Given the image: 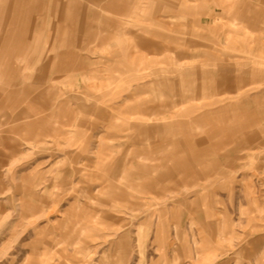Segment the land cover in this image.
Listing matches in <instances>:
<instances>
[{
  "label": "rangeland",
  "instance_id": "rangeland-1",
  "mask_svg": "<svg viewBox=\"0 0 264 264\" xmlns=\"http://www.w3.org/2000/svg\"><path fill=\"white\" fill-rule=\"evenodd\" d=\"M0 264H264V0H0Z\"/></svg>",
  "mask_w": 264,
  "mask_h": 264
},
{
  "label": "crops",
  "instance_id": "crops-1",
  "mask_svg": "<svg viewBox=\"0 0 264 264\" xmlns=\"http://www.w3.org/2000/svg\"><path fill=\"white\" fill-rule=\"evenodd\" d=\"M141 40V39H140ZM147 44L148 45H150V46H152V47H159V44H158V42H154L153 40H149L148 42H147ZM25 68H29V66H27V65H23V69H25ZM22 69V70H23ZM60 69V68H59ZM58 68H57V70H59ZM47 71H46V66H42L41 67V69H40V71H39V73L34 77L35 79H37V80H41V77L43 78L44 77V73H46ZM60 72V71H59ZM59 74V73H58ZM203 74V73H202ZM70 78H73L74 76H76V77H82L83 76V74L81 75V72L80 73H76L75 75H68ZM52 77V76H51ZM50 77V79H52V80H62V76H56V77H52L51 78ZM24 78V80H26V78H27V76H26V74H25V76L23 77ZM222 82H223V84L224 85H229V81H228V79H225V80H222ZM117 107H115V106H113V105H104V106H102V108L99 110V114H98V117H102V119L104 120V125H106V126H111V124H112V122L110 121V119L108 120L107 119V117H109V115H111V113H113L114 112V110L116 109ZM116 112V111H115ZM141 128V127H140ZM255 135H251L249 138H251V139H254L255 137H254ZM194 222V220L192 219V218H190V222L189 223H193ZM159 226V224H157V229H156V232H158V233H160L161 231H160V226ZM223 229H224V223H220V225H219V228H217V230H218V232L220 233V235L222 234V232H223ZM159 241H161L162 242V235L160 236L159 235ZM205 249H208L206 252H211V251H214V248H212V247H203L202 248V250H205Z\"/></svg>",
  "mask_w": 264,
  "mask_h": 264
}]
</instances>
